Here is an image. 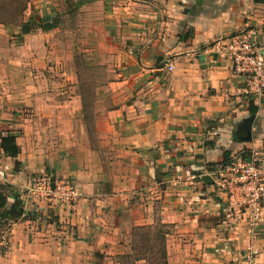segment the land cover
Returning <instances> with one entry per match:
<instances>
[{
    "label": "crops",
    "instance_id": "1",
    "mask_svg": "<svg viewBox=\"0 0 264 264\" xmlns=\"http://www.w3.org/2000/svg\"><path fill=\"white\" fill-rule=\"evenodd\" d=\"M77 1L118 67L104 104H87L60 27L0 25V129L21 150L18 172L0 152V184L24 194L52 176L82 194L65 209L22 195L0 264H148L135 261L134 230L158 225L170 230L167 264H242L250 250L264 264V220L254 236L235 233L216 187L227 156L264 149V98L245 94L227 49L264 23V0Z\"/></svg>",
    "mask_w": 264,
    "mask_h": 264
},
{
    "label": "built area",
    "instance_id": "2",
    "mask_svg": "<svg viewBox=\"0 0 264 264\" xmlns=\"http://www.w3.org/2000/svg\"><path fill=\"white\" fill-rule=\"evenodd\" d=\"M227 49L234 73L246 79L245 94L264 98V23L247 27L240 36L231 39ZM169 69L172 71L173 67ZM0 175L4 177L2 172ZM216 187L228 196L225 215L228 225L235 233L245 229L254 236L264 220V149L253 150L246 157L221 166ZM20 195L34 204L46 202L64 209L74 207L82 196L71 181L52 176L36 179ZM9 232L0 238V253L9 249ZM257 256L255 250L244 253L242 264H257Z\"/></svg>",
    "mask_w": 264,
    "mask_h": 264
},
{
    "label": "rangeland",
    "instance_id": "3",
    "mask_svg": "<svg viewBox=\"0 0 264 264\" xmlns=\"http://www.w3.org/2000/svg\"><path fill=\"white\" fill-rule=\"evenodd\" d=\"M84 1L86 3L90 0ZM24 2L27 3L28 10L24 14L25 18L20 19V22L28 23L30 21L32 22L31 25L36 26L40 20L58 19L61 22L60 31H58V38H61L59 44L62 38L66 36L64 43L69 46L68 55L70 56L68 61L71 65L72 75L79 79L80 91L88 97L86 99L87 104L93 107L95 104H99L98 101H101V104L106 103L109 94H106L104 85H106L105 82L109 77H113L114 71L118 70V67H116L110 52L105 51L103 53L104 50L101 49L103 45L98 46V42L102 41L101 36L95 39L90 33L100 28V22L93 17L94 13L90 15L87 12H80V9H78L79 1L77 0H24ZM67 2H69V5H67ZM40 31L38 30V32ZM103 43L105 44V41ZM99 88L104 89V95L96 98ZM97 117V115H89L87 118V123L91 128L92 140L96 134L95 120ZM102 129L107 131L105 127H102ZM140 234V231L136 232L137 236ZM139 238H134V244L143 247L144 243L139 241ZM157 251H159V248L151 251L150 254L154 255ZM139 252L145 254L141 250Z\"/></svg>",
    "mask_w": 264,
    "mask_h": 264
},
{
    "label": "trees",
    "instance_id": "4",
    "mask_svg": "<svg viewBox=\"0 0 264 264\" xmlns=\"http://www.w3.org/2000/svg\"><path fill=\"white\" fill-rule=\"evenodd\" d=\"M80 5H82L80 3ZM28 10V5L24 0H0V25L5 26H19L24 35L34 33L41 30L44 33H49L61 26L58 19L38 21L37 26L31 25L32 22L22 23L20 19H24V14ZM21 23V24H20ZM0 152L5 156L16 160L15 171L18 172L21 168L20 163L17 161L21 150L17 144L16 137L0 129ZM246 157V156H244ZM232 160L226 157V161L221 164L225 166ZM13 201V202H12ZM25 219L24 200L20 193H17L14 188L9 184H0V238L3 233L10 231L12 226ZM140 231V235L136 232ZM170 234V230L164 226H156L154 228L144 227L134 230V238L140 239L143 242V247H138L134 244L133 250L136 252L135 261H147L148 264H167V251H166V236ZM155 243V244H154ZM159 248L154 255L150 254L151 251ZM139 249V250H138ZM145 252V254H140Z\"/></svg>",
    "mask_w": 264,
    "mask_h": 264
},
{
    "label": "water",
    "instance_id": "5",
    "mask_svg": "<svg viewBox=\"0 0 264 264\" xmlns=\"http://www.w3.org/2000/svg\"><path fill=\"white\" fill-rule=\"evenodd\" d=\"M251 125H252V119L249 120V121L247 122V129H248V131H250V129H251ZM203 181H204L205 183H209V182L211 181V179H210V177L205 176V177L203 178Z\"/></svg>",
    "mask_w": 264,
    "mask_h": 264
}]
</instances>
